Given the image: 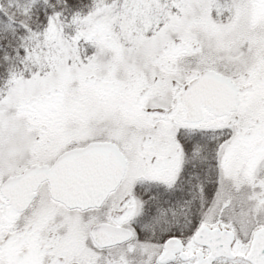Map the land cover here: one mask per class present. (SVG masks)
<instances>
[{"label":"snow or ice","instance_id":"6c2138e0","mask_svg":"<svg viewBox=\"0 0 264 264\" xmlns=\"http://www.w3.org/2000/svg\"><path fill=\"white\" fill-rule=\"evenodd\" d=\"M0 264H264V0H0Z\"/></svg>","mask_w":264,"mask_h":264}]
</instances>
